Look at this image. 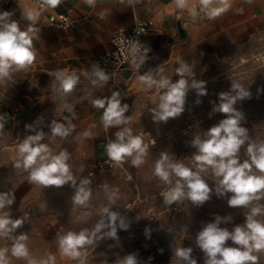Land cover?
<instances>
[{"label": "crops", "instance_id": "obj_1", "mask_svg": "<svg viewBox=\"0 0 264 264\" xmlns=\"http://www.w3.org/2000/svg\"><path fill=\"white\" fill-rule=\"evenodd\" d=\"M226 3L227 9L214 19L201 11V0H186L183 9L178 7L177 0H139L134 5H129L127 0H92L91 3L61 0L55 8L47 4L39 8L28 0L15 4L11 9L15 16L12 20L21 31L31 29L35 59L25 68L14 66L8 78L0 79V117H3L0 120V191H11L15 197H33L41 190L42 198L47 199L45 212L61 214V208H67L74 214H86L85 224L89 226L96 224L91 220L94 214L111 207L125 218L128 229H150L145 213L161 208L157 203L160 178L154 173L160 153L166 151L173 161L190 168L180 134L182 129L195 127V134L202 136L209 129L203 116L211 109L210 87L235 63L264 54V0H226ZM221 6L219 0H213L211 5ZM28 13L35 19H27ZM61 14L73 20L68 31L57 29L49 21L51 15ZM150 20L153 26L143 39L144 47L150 48L148 60L139 70L130 61L114 76L115 64L102 59V55L113 49V35L119 29H131L138 21ZM179 61L192 69L194 79L206 82L207 95L198 97L194 89H189L185 111L180 117L170 118L167 123H154L149 109L157 107L164 90L148 88L139 77L153 70L156 79L163 76L175 82L180 78L176 72ZM93 63H99L110 78L103 86L92 82ZM56 71L75 73L79 77L71 92L63 93L59 83L54 82L50 74ZM112 79L122 91V104L129 105L125 113L129 122L106 129L101 121L103 109L94 108L91 102L111 96ZM197 99L201 103L197 104ZM68 107L73 109L74 118ZM66 118L71 119L74 130L66 138H53L47 125L51 121L66 123ZM26 125L47 133L41 143L48 145L53 154L68 152L67 163L77 185L83 178L91 181L88 186L91 196L86 204L73 203L74 188L70 183L61 187L30 184L31 170L14 166L18 146L26 135L33 134ZM124 127L148 146L144 162L135 167L131 162L133 157L126 156L111 172L95 171L93 163L108 156L101 143L113 142L115 132ZM206 179L212 183L209 177ZM113 193L114 204L109 201ZM176 203L187 208L190 201ZM171 207L164 204L162 212H168ZM58 221L63 222L62 218Z\"/></svg>", "mask_w": 264, "mask_h": 264}, {"label": "clouds", "instance_id": "obj_2", "mask_svg": "<svg viewBox=\"0 0 264 264\" xmlns=\"http://www.w3.org/2000/svg\"><path fill=\"white\" fill-rule=\"evenodd\" d=\"M51 8L57 7L61 0H43ZM89 3L92 0H88ZM139 0H127L129 5H134ZM186 0H177L179 8L185 7ZM221 7H211L213 0H201V11L209 19H214L224 12L228 5L226 0H219ZM193 16L195 12L191 13ZM12 13L0 12V79L10 76L11 69L30 66L35 59L32 50V37L28 31H21L16 21L12 20ZM27 19L34 20L32 13L27 14ZM137 31V30H136ZM139 35V31H137ZM150 48L143 50L133 47L132 66L139 70L148 59ZM162 71V69H160ZM180 77L175 82L161 76L156 79L153 70H149L139 79L148 88L163 89L156 108H150L151 119L154 123H167L170 118L180 117L185 111L186 94L189 89H194L198 97L207 95L206 82L194 79L192 69L184 62L179 61L176 69ZM51 76L54 82L59 83L63 93L71 92L77 84L79 77L72 73L67 75L56 71ZM90 76L94 77L93 84L100 82L103 86L109 81V76L99 63L91 65ZM191 79V83H189ZM251 98L249 90L238 84H231L230 91L218 94V103H213L210 116L215 113L224 114V118L217 124L196 135L190 141L191 148L197 151L194 154L196 162L194 168H189L183 163L173 161L168 152H161L156 161L154 173L170 187L164 193L163 203L172 205L178 201L188 200L194 206H203L214 194L218 199L226 198L230 208H248L242 224H235L231 229L222 227L232 223L231 215L221 216L213 214L211 221L202 224L196 233L195 246L203 253V264H259L261 254H264V140L255 142L248 129L243 127L241 121L244 115L235 105L238 101ZM119 91H113L110 97L95 98L92 106L103 109L101 121L107 129L127 124L125 113L129 110L127 103L121 102ZM197 104L201 103L199 99ZM67 111L75 113L71 107ZM3 117H0L2 120ZM2 127V125H0ZM51 136L66 138L74 130L71 119L66 118V123L51 121L47 125ZM33 134L26 135L18 146L16 168L31 170L28 183H38L45 187H61L71 184L74 194L71 199L76 205H84L91 196L88 187L91 181L83 178L77 185L73 179L67 163L68 152L61 151L53 154L48 145L41 143L47 133L43 129L36 130L33 125H26ZM115 140L106 145L108 157L113 161H121L126 156L133 157L132 165L139 167L144 162L148 146L139 136H133L131 129L124 127L115 132ZM155 145V141H153ZM246 145L247 159L241 161L239 153ZM211 176V186L206 177ZM230 194V195H229ZM115 193L109 196V201L115 203ZM15 202V194L11 191L0 192V237L11 241V255L18 259L27 260V264H55V257L49 255L46 260L37 261L30 256L27 246L26 233H17V229L29 220V214L13 219L10 211L5 209ZM129 224L119 211L111 207H104L100 219L92 229H85L78 233L69 231L61 234L57 232L56 241L60 252L73 259L80 257V250L85 245L97 244L105 238L119 240L118 229L127 230ZM145 235L150 238V229L145 228ZM231 241V245L228 242ZM161 252L163 250H160ZM8 249H0V264H9ZM172 256L182 264H197L193 256L192 247H172ZM152 258L149 257V260ZM114 264H141L136 254H126L114 261Z\"/></svg>", "mask_w": 264, "mask_h": 264}, {"label": "rangeland", "instance_id": "obj_3", "mask_svg": "<svg viewBox=\"0 0 264 264\" xmlns=\"http://www.w3.org/2000/svg\"><path fill=\"white\" fill-rule=\"evenodd\" d=\"M262 57L264 54L235 63L221 76L222 79L210 87L211 109L207 115L203 116L207 118L209 128L224 118V114L221 113L209 115L213 103L219 102L218 94L230 91L231 84L235 83L251 93V98L238 101L235 105L244 115V120L241 121L242 126L248 129V134L253 141L264 140V59ZM191 128L194 137L196 136L195 127ZM185 147V153H191L194 157L196 149L187 148L186 144ZM239 156L241 161L247 159L246 145L242 147ZM190 168H192L191 165ZM208 177L211 180L214 179L211 174ZM45 203L47 199L42 198V191L39 190L33 197H26V195L15 197L14 204L4 211H10L13 219L21 217L24 213L29 214V220L17 229L16 234H27V246L33 259L46 260L49 255H52L55 257V264H114L115 260L133 253L137 255L141 264H182L180 260L172 256V247L189 246L193 248V256L197 259V264H203V253L195 246L196 233L202 224L211 221L213 214L231 215L232 223L222 225V227L231 229L235 224H242L244 215L249 211L248 208H230L226 198L218 199L213 194L203 206H194L190 202L187 208H184L174 203L172 207L177 206L179 212L174 211L172 207L168 212H162L164 203L158 196L157 203L161 205V208L145 213L146 220L151 225L150 238L145 235V229L137 231L118 229V241L105 238L97 244L85 245L80 250V257L73 259L60 252L56 241L57 232L61 234L69 231L78 233L85 229H92L93 225L85 224L86 214H74L67 208H61V214H48L45 212ZM54 204V208L57 209V199ZM61 218L63 222L60 223L58 220ZM99 219L100 214H94L91 220L97 222ZM228 244L231 245V241ZM11 247L10 240L0 237V249H8L9 264H27V260L11 255ZM149 257L152 259L149 260ZM259 264H264V254L260 255Z\"/></svg>", "mask_w": 264, "mask_h": 264}, {"label": "built area", "instance_id": "obj_4", "mask_svg": "<svg viewBox=\"0 0 264 264\" xmlns=\"http://www.w3.org/2000/svg\"><path fill=\"white\" fill-rule=\"evenodd\" d=\"M23 0H0V12L8 11L11 12L12 7ZM32 2L34 5H36L39 8H44L45 3L43 0H28ZM14 14L12 13V19H14ZM49 21L51 24H53L57 29L68 31L71 29L73 25V20L71 17L67 14H61V15H51L49 17ZM153 26V21H138L135 23V25L129 29H119L112 37L111 43L113 46L112 51L105 53L102 55V59L105 61H109L115 64V69L113 71V75L115 76L116 73H118L122 67H124L126 64H128L133 59V47H139L141 51L143 50L144 43L143 39L149 33L151 30V27ZM139 31V35H137V31ZM264 59V57H262ZM148 60V59H147ZM110 84L109 89L111 91H119L122 95L121 89L113 82ZM2 128L0 127V134H1ZM182 138L184 143L186 144L187 148H190L189 141L193 138V130L190 126L184 128L181 131ZM109 143L108 140H105L101 143L102 149L106 151V145ZM187 158L189 159L190 165L192 168L195 167L196 162L194 161L191 153L187 154ZM120 166V161H113L108 156L103 158H98L93 163V169L95 171L100 172H111L115 169H117ZM159 193L158 196L163 201L162 193L166 192L169 185L165 184L163 181H159ZM174 211L179 212L178 207H173Z\"/></svg>", "mask_w": 264, "mask_h": 264}]
</instances>
